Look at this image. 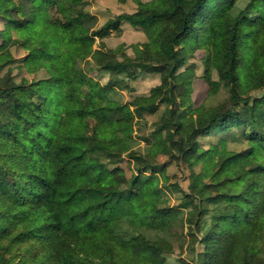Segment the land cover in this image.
<instances>
[{"label":"trees","instance_id":"1","mask_svg":"<svg viewBox=\"0 0 264 264\" xmlns=\"http://www.w3.org/2000/svg\"><path fill=\"white\" fill-rule=\"evenodd\" d=\"M15 2L7 0L1 8ZM137 5L140 16H116L100 27L86 0H19L16 9L24 20L4 12L7 27L24 39L14 44L29 51L26 68L45 65L50 77L16 82L0 63V264H167L178 222L187 228L181 245L192 253V264H264V93L252 94L256 84L264 87L253 62L256 55L264 59V0H250L239 10L236 0ZM47 7H55V14ZM123 21L146 35L144 42L131 44L133 54L122 45L94 47L97 38L121 34ZM193 35L205 55L209 95L224 89L229 94L217 108L205 110L206 119L189 97L192 67L181 69L187 62L184 45ZM10 39L0 50H7ZM215 50L221 52L217 67ZM100 51L111 56L118 72L131 69L128 75L135 76L133 70H153L162 76L163 94L150 97L154 110L165 108L152 122L145 150L135 147L134 135L135 120L148 108L145 100L132 109L110 98V87L82 67ZM210 135L218 138L205 147ZM161 155L189 172L187 189L175 184L183 194L176 205L162 200L171 184L162 181L168 163L158 161ZM205 155L211 158L207 177L197 168ZM78 193L84 197L61 207L52 203ZM107 205L110 212L96 218L128 244L124 263L82 248L78 220Z\"/></svg>","mask_w":264,"mask_h":264},{"label":"rangeland","instance_id":"2","mask_svg":"<svg viewBox=\"0 0 264 264\" xmlns=\"http://www.w3.org/2000/svg\"><path fill=\"white\" fill-rule=\"evenodd\" d=\"M14 1V0H13ZM19 0H16L15 5L17 6ZM142 2H147L150 0H141ZM250 0H236L237 10L242 9L247 6ZM0 3L5 6L7 0H0ZM138 0H86V9L97 16L98 23L97 26L100 27L108 20L116 18V16H121L124 14H131L133 16H140L142 11L139 9ZM0 11H3V14H0V45L4 41L8 40L10 35V43L7 46V50H0V63L5 64V67L2 72L10 71L16 82H20L23 78L28 80H43L50 77V73L44 67L45 65H40L36 71H30L26 68L23 58L29 54V51L19 45V43L14 44L16 39H21L20 31L16 30L13 26L7 27L9 17L8 14L13 16L14 19H25V16H22L20 10L15 7L1 8ZM258 2H253L249 6L248 11V20L242 24V30L246 32L251 27V19L256 14ZM8 11V14L4 12ZM48 13L50 12L55 14V7H47ZM48 17V16H47ZM122 33L119 34L117 31H113L110 35L103 38V40L97 38L94 47L97 49L100 48H115L118 45L127 46L128 53L133 54V49L130 47L131 44L144 42L146 40V35L139 27L134 26L133 24L123 21L122 22ZM59 46V42L56 44ZM187 50V62L181 68L185 70L188 67L193 69V78L192 86L189 97L191 96L194 101L195 112L200 114L204 119L207 117L206 109L214 110L217 108L219 103L225 101L228 97V90H221L217 95H209V86L206 81L205 74V55L202 50L198 48L197 36H192L184 45ZM102 52V51H100ZM221 58V52L215 50L213 66L218 65ZM111 56L102 52L96 59L90 60V63L83 61L82 67L88 73L90 78L94 81H98L101 84H104L110 87L109 97L125 104H132L131 108L134 109L135 101L144 99V103L147 105V109L142 111L143 117L135 120V147L137 149L145 150L147 142L145 138L152 137L153 125L154 122L165 108L164 105H159V109L154 110L153 98L150 96L152 94L161 95L166 87L162 81V76L157 71L153 70H133V74L136 72L137 75L129 76L131 69H127L124 72H118L115 69L111 62ZM259 68L264 77V59L260 55H256L253 61ZM116 83V84H115ZM212 84L213 88H219V80L217 74L212 75ZM264 93V87L255 85L252 94L261 95ZM158 98V97H157ZM140 100V101H142ZM148 100V101H147ZM235 125V124H234ZM232 125V126H234ZM237 127H232L231 130H235ZM218 137L210 135L207 139L203 140V145L208 147L209 140ZM160 163L167 162V170L165 173H161L162 181L168 179V182L171 184L170 188L167 189V193L162 200L165 202H170L172 205H176L179 202V199L183 196L179 187L175 184H179L182 189H187L188 180L186 176L189 175L188 170L181 167L177 164L178 162L168 158L166 155H161L158 158ZM197 167L204 171L205 177L210 175V164L211 158L209 155H205ZM121 166L127 171V174L130 175L129 164L124 161L121 163ZM173 184V185H172ZM82 193L74 195L68 201H58L53 200V205L56 207H61L65 203H71L74 199L83 198ZM191 209L193 205H190ZM111 205L99 210H90L84 213L78 220V226L81 232V244L82 248L86 253H90L100 257L102 259H114L117 262H127L128 257V244L121 241L118 237H113L110 230L101 225L97 220V214L107 215L110 212ZM184 211L181 213L183 214ZM173 231H176L177 235L173 241V251L166 256L167 264H192V253L186 248V243L182 247V243L186 242L185 238L187 234V228H182L180 222L175 225ZM189 239V238H188ZM204 246H200V250H203Z\"/></svg>","mask_w":264,"mask_h":264}]
</instances>
